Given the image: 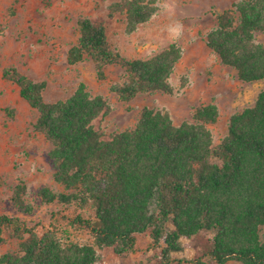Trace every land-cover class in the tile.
Returning a JSON list of instances; mask_svg holds the SVG:
<instances>
[{
	"label": "trees",
	"instance_id": "1",
	"mask_svg": "<svg viewBox=\"0 0 264 264\" xmlns=\"http://www.w3.org/2000/svg\"><path fill=\"white\" fill-rule=\"evenodd\" d=\"M157 12L156 0H120L109 7V18L124 15L132 33ZM217 22L208 48L240 81H264V45L255 43L256 34L264 33V0L235 3ZM78 24L69 65L90 58L102 81L106 68H121L124 80L112 92L124 103L140 94L172 93L170 78L182 58L177 44L130 60L113 48L104 23L80 17ZM2 75L38 112L34 131L52 145L54 180L65 192L45 187L39 191L42 202L91 207L94 218L72 220L93 238V244L80 245L63 242L54 230L38 234L18 218L0 216V247L4 229L20 242L17 251L0 256V264H100L98 250L125 256L144 234L160 248L161 264H264V90L253 106L231 117L228 135L215 145L208 129L219 117L214 104L199 106L195 123L180 126L146 107L135 128L108 133L104 123L111 107L83 82L68 99L48 103L46 81H34L13 66ZM26 193L19 184L12 202L19 212L32 214ZM203 234L209 235L206 254L197 252L189 261L171 258L184 251L182 239Z\"/></svg>",
	"mask_w": 264,
	"mask_h": 264
},
{
	"label": "rangeland",
	"instance_id": "2",
	"mask_svg": "<svg viewBox=\"0 0 264 264\" xmlns=\"http://www.w3.org/2000/svg\"><path fill=\"white\" fill-rule=\"evenodd\" d=\"M118 1L0 0V216L18 218L38 234L54 230L63 242L93 244L91 235L71 222L77 216L93 219L94 210L42 202L41 189L54 193H64L65 189L54 180L49 159L52 145L34 131L38 112L21 98L16 85L3 78L6 67H16L34 81H46L44 98L48 103L68 99L83 82L92 96L104 97L111 107L104 123L108 133L135 128L146 107L168 114L174 125L180 126L195 123L199 106L214 104L219 117L208 129L215 145L228 135L231 117L253 106L264 90V81H240L236 71L207 46V36L218 24L217 15L243 0H156V15L132 33L124 15L109 18V7ZM80 17L104 23L113 48L130 60L151 58L177 44L182 58L170 78L172 93L140 94L124 103L112 92V87L124 80L121 68H106L102 81L90 58L69 65L68 52L80 37ZM255 43L264 45V33L256 34ZM22 183L27 188L25 201L34 207L32 214L19 212L12 202L14 189ZM208 237L182 239L184 251L171 254V258L189 261L197 252L206 254ZM3 238L0 256L19 249L20 242L13 238L11 229H4ZM160 251L152 245L149 234H144L138 237L134 252L125 256L112 249L97 253L100 264H161Z\"/></svg>",
	"mask_w": 264,
	"mask_h": 264
}]
</instances>
